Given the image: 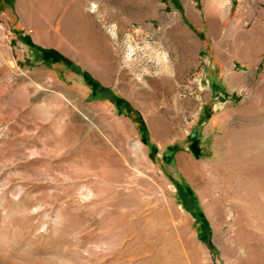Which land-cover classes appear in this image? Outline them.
Segmentation results:
<instances>
[{"label":"rangeland","instance_id":"obj_1","mask_svg":"<svg viewBox=\"0 0 264 264\" xmlns=\"http://www.w3.org/2000/svg\"><path fill=\"white\" fill-rule=\"evenodd\" d=\"M88 1L0 0V264H264V0Z\"/></svg>","mask_w":264,"mask_h":264},{"label":"crops","instance_id":"obj_2","mask_svg":"<svg viewBox=\"0 0 264 264\" xmlns=\"http://www.w3.org/2000/svg\"><path fill=\"white\" fill-rule=\"evenodd\" d=\"M88 3V0H42V7L44 8L43 21L36 23V25L32 24L30 28L33 31H38L39 26H41L42 30L50 34L43 46L39 42H35L36 36L26 35L28 44L33 48L46 50L51 56H66L59 49L60 45L56 38L60 37V32H64L67 33L66 40H70L76 37L75 34L84 30L77 25L83 23V21H89L90 12L92 11L88 9ZM91 5H94L93 2H91Z\"/></svg>","mask_w":264,"mask_h":264},{"label":"built area","instance_id":"obj_3","mask_svg":"<svg viewBox=\"0 0 264 264\" xmlns=\"http://www.w3.org/2000/svg\"><path fill=\"white\" fill-rule=\"evenodd\" d=\"M4 28V26L2 25V23H0V29H3Z\"/></svg>","mask_w":264,"mask_h":264}]
</instances>
